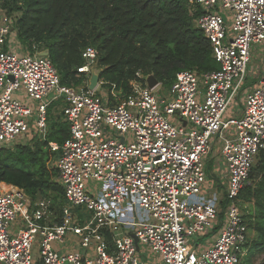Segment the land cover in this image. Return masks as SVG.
<instances>
[{"label":"built area","instance_id":"obj_1","mask_svg":"<svg viewBox=\"0 0 264 264\" xmlns=\"http://www.w3.org/2000/svg\"><path fill=\"white\" fill-rule=\"evenodd\" d=\"M196 7L219 69L181 71L167 95L137 73L119 103L114 87L98 93L101 81L92 90L86 81L60 85L49 56L22 50L0 14V151L46 141L56 102L68 125L61 144L47 142L64 193L60 223L50 199L0 182V264H144L141 253L159 264L239 263L247 225L238 196L264 153V64L242 88L254 46H264V0H194L191 13ZM81 56L77 71L88 78L97 52ZM234 101L240 115L225 119ZM208 175L224 184L222 210ZM203 238L213 244L201 249Z\"/></svg>","mask_w":264,"mask_h":264},{"label":"trees","instance_id":"obj_2","mask_svg":"<svg viewBox=\"0 0 264 264\" xmlns=\"http://www.w3.org/2000/svg\"><path fill=\"white\" fill-rule=\"evenodd\" d=\"M194 0H0V14L11 19L13 39L29 53L48 51L60 85L82 87L85 74L82 51L97 52L99 81L117 102L129 93L136 74L153 75L168 88L181 71L210 72L219 69L212 48L191 13ZM111 98V97H110ZM48 109L47 140L31 138L24 144L0 151V182L22 189L32 200L50 199L52 220L60 223L64 206L63 189L55 181L54 153L48 141L61 144L68 125ZM53 110V111H52ZM209 161L207 164L210 170ZM209 176V175H208ZM250 183L239 193V209L247 225L244 251L264 254V153L257 156ZM218 199L217 208L225 206ZM223 218L219 212L218 220ZM221 226L215 225L209 236ZM253 233V235L251 234ZM106 241L110 235L106 234ZM241 257L238 264H254ZM259 264H264V257Z\"/></svg>","mask_w":264,"mask_h":264},{"label":"rangeland","instance_id":"obj_3","mask_svg":"<svg viewBox=\"0 0 264 264\" xmlns=\"http://www.w3.org/2000/svg\"><path fill=\"white\" fill-rule=\"evenodd\" d=\"M223 18L227 21L226 19V14L222 13ZM264 64V46L262 45H255L252 52H251V57H250V61L247 65V69H246V73H245V79H244V83L242 85V88L250 85L251 83H253L259 76H260V72L261 69L263 67ZM92 73L93 75H98L99 74V69L97 67V63L94 65L93 69H92ZM92 75V74H91ZM91 75L88 76V78H86V83L89 86L90 83V78ZM167 90L168 88L163 87V86H159V88L155 91L156 95L158 94H163V95H167ZM98 93L99 94H104L107 93L108 91L103 88L102 86H100L98 88ZM237 102L234 101V104L232 105V108H228L227 113L225 114V119L230 118L231 116H239L240 115V110L241 106L239 104H235ZM216 147L214 149V152H216ZM55 158V156H54ZM215 158V156H214ZM216 159V158H215ZM256 163V161H255ZM254 163V164H255ZM210 166V170L213 166V163H209ZM210 185V194L213 196L214 199H224L222 195V191H223V182L220 181L218 178L216 180H214V178H212L211 176H208V182H207V186ZM218 204V203H217ZM241 209V207H240ZM241 212H243L241 210ZM253 235V233H251ZM199 240L198 236H193L189 239L190 244L195 243ZM207 238H203V243L201 244V249H205L207 247H209L211 244H213L214 238H210L207 241ZM141 258L144 261V264H155V255L153 254H143L141 253ZM147 255V256H146ZM244 259L245 258H250L252 260V263L254 264H259L262 260V258L264 257V254H260V253H253L251 255H248L247 251H244L243 256ZM243 259V260H244Z\"/></svg>","mask_w":264,"mask_h":264},{"label":"water","instance_id":"obj_4","mask_svg":"<svg viewBox=\"0 0 264 264\" xmlns=\"http://www.w3.org/2000/svg\"><path fill=\"white\" fill-rule=\"evenodd\" d=\"M40 56H49V53L48 51H41L39 53ZM92 74V75H91ZM91 78H90V83H89V86L88 88L90 90L94 89L95 86L97 85L98 81H99V76L98 75H93L92 71H91ZM9 79H12V78H9ZM146 83H147V86L149 88H153L155 85H157L159 82L154 78L153 75H148L146 77Z\"/></svg>","mask_w":264,"mask_h":264},{"label":"crops","instance_id":"obj_5","mask_svg":"<svg viewBox=\"0 0 264 264\" xmlns=\"http://www.w3.org/2000/svg\"><path fill=\"white\" fill-rule=\"evenodd\" d=\"M154 260H155V264H159V259L156 256H155V259Z\"/></svg>","mask_w":264,"mask_h":264},{"label":"bare ground","instance_id":"obj_6","mask_svg":"<svg viewBox=\"0 0 264 264\" xmlns=\"http://www.w3.org/2000/svg\"><path fill=\"white\" fill-rule=\"evenodd\" d=\"M2 187V186H1Z\"/></svg>","mask_w":264,"mask_h":264}]
</instances>
